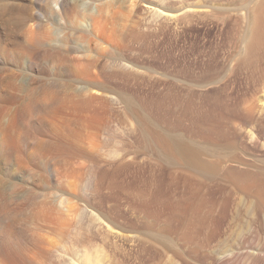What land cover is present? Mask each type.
<instances>
[{
  "label": "rangeland",
  "instance_id": "1",
  "mask_svg": "<svg viewBox=\"0 0 264 264\" xmlns=\"http://www.w3.org/2000/svg\"><path fill=\"white\" fill-rule=\"evenodd\" d=\"M114 1L113 11L115 8L117 10L112 12L108 24L103 20L107 26L113 23L114 26L110 24L113 28L109 26V32L107 27L103 30L106 26L104 24L102 28L101 25L98 28L105 34L101 36L99 33L103 32L98 31L101 37L104 35L105 45L99 35V41L96 42L98 45L93 43L100 52L103 49L100 50V46L105 47L110 41L109 47L113 45L114 55L109 47H105L106 54L111 53V56L119 57L120 60L118 62L114 58L116 66L112 65L114 70L117 67L113 70L114 73L118 70L120 74H114L116 79L113 78L116 81L113 82L114 85L119 83L114 94L118 101L115 103L113 100L115 104L112 103V124L107 119L105 123L108 126L103 124L100 126L102 130L88 129L89 126L95 128L91 125L82 130L84 121L79 126L78 122H73L77 127L76 124L73 127L71 122L64 124L68 122L66 117L69 116V109L57 113L61 119L65 117L62 120L66 119L61 126L56 124H61L62 121L56 120V114L46 113V120V114H40L36 109L37 105L34 107L30 102L32 95L26 94L27 85L36 83L33 94L42 96L55 83L67 89L75 82L72 85V80L65 77L69 80L66 81L62 75L60 76L64 80L48 79L49 77L38 72L34 76V73L28 71L29 53L22 55V58H15L16 61L14 59L9 62L5 56L0 58V96L4 99L0 97L3 100V106L0 100V129L4 130H0V175L7 178H0V221L10 219L13 225L16 224L15 236L7 233L0 235V264H264V203L255 195L257 188L262 187L264 190V174L260 172L264 168V26L258 48L251 53L250 60H245L249 14L260 0H131L138 2L136 6L132 5L134 8L130 5L134 10L129 17L125 14H130L128 5L131 2L120 4L118 0ZM99 3L101 1L97 2ZM55 5L54 3L57 8ZM121 5L129 7L126 8V13L125 7ZM158 8L161 12H154ZM119 9L121 12L117 14ZM258 12L264 21V9ZM113 14L117 16L113 17ZM111 18L116 19L115 23L111 22ZM38 46L36 45V52L40 53L44 46L41 45L40 49ZM122 55L124 56L120 57ZM107 57H102L103 65L107 60L106 66L109 65ZM121 58L126 59L127 68L122 65ZM14 65L25 66L16 69ZM130 72L128 79L131 81L126 79V74ZM122 78L126 81H122ZM17 84L20 86L18 88H26L22 89L24 93L18 89L19 96L11 91L17 90L12 89ZM40 86H43L42 89ZM22 93L29 100H22L25 99ZM123 94H129L127 97L134 100V109L148 113L155 121L153 124L157 123L156 126L171 132H183L191 142L203 143L205 139L202 132H209L213 126L216 127L217 137L223 135L224 131L232 139L238 137L234 142L239 145L237 153L243 163L229 161L224 166L235 167L250 174L239 183L231 182L221 173L210 180L195 177L179 165L161 160L152 143L143 139L141 126L139 127L132 112L126 111ZM18 98L22 100L21 104L16 101ZM5 99L10 100L6 102ZM11 100L18 102L17 110ZM102 101L107 104L104 99ZM8 102L12 103L13 108L9 106L11 103L9 107L5 105ZM100 105L97 106L102 111L104 105ZM24 107L31 110V120L37 117L30 121V129L32 125V130L35 129L36 119L46 121V124L42 122L43 127L38 126L40 132L36 129L40 137L36 138L34 130L32 132H35V138L32 134L30 138L28 131L23 129L20 111ZM10 108L14 110L11 111ZM106 108L107 105L102 108L104 115ZM227 112L235 113L233 115L237 114L239 118L231 115L228 119L230 121H227L223 117V114L229 115ZM7 113L12 118L7 116L8 124ZM104 115L100 112V116L105 119ZM48 117L52 124L55 119L54 125L63 128L53 129L52 124H49L52 127L50 130L47 127L50 123ZM86 124L88 123L85 122ZM44 125H47L48 131L57 130L60 134L59 131L65 130L67 135H62L63 131L60 135L57 132L52 135L49 131V138L55 142L50 143V147L47 144L50 139L44 142L48 138ZM64 125H70L71 128L67 126L64 129ZM78 127L80 128L77 129ZM105 127L111 130L108 131ZM71 130L75 133L78 131L76 134L79 139L75 138L77 135L73 136L74 132ZM69 133H72L71 138ZM80 134L85 136L81 137ZM87 134H90L89 137ZM23 135H27L26 139H23ZM61 135L63 138L66 135L69 140L62 137L59 139ZM38 140L41 145L47 142L42 146L47 150L43 152L41 148L37 152L42 153L40 155L43 157L45 155L44 158L33 151ZM65 140L69 143L67 145L72 143V147L68 146L72 149L66 144L65 147L62 142L66 143ZM34 141L37 142L34 144ZM57 142L60 145L62 143L61 146L56 145L60 148L55 147ZM38 144L37 147L40 148ZM73 144L79 147L76 149L79 154H74ZM61 147L63 150L68 148L65 150L69 151L60 150ZM5 155H10L6 162L8 167L4 166ZM17 156H21L23 162ZM89 157L96 160L89 161ZM213 160L224 169L219 160ZM90 162L96 165L92 166ZM5 171L8 172L5 176L14 179L17 177V180L12 178L13 182L3 176ZM25 177H28L27 181ZM31 177L33 178L29 181ZM34 211L36 220L30 217Z\"/></svg>",
  "mask_w": 264,
  "mask_h": 264
},
{
  "label": "bare ground",
  "instance_id": "2",
  "mask_svg": "<svg viewBox=\"0 0 264 264\" xmlns=\"http://www.w3.org/2000/svg\"><path fill=\"white\" fill-rule=\"evenodd\" d=\"M100 1H101V3L97 4V2H100ZM113 1L114 0H106V1H104V0H0V58H2V57L4 58V56H5L7 58V60H9V62H10V61H14V59L17 58V57L19 58L22 55H24V54L27 55L29 53V55H31V56H29V58L27 59L28 71L30 70L32 72L31 74L34 73L33 74L34 76H35V72H38L39 74H41L43 76L49 77L48 79H50V78L60 79L61 78L60 75H62V76H64V78L67 77V78H69L70 81L72 80V85L75 82V84L73 86H71V87H69L67 89H66L65 86H64L65 87V89H64V87L62 88L61 84L55 83L53 87L51 86V87H49L47 89L45 88L46 91L43 93V95L45 94L44 96L43 95L42 96H39V95H36L35 93L33 94L34 88L36 89V87H35V84L36 83H34V82L31 83V81H30L31 84H28L27 87H26L27 88V93L26 94L28 96L32 95V99H31L30 102H32V104L35 105L34 107H36V105H37V108L36 109H38V112L40 114L41 113H42V115L43 114H46V113L53 114V115L56 114V115H54V117L57 118L56 120H60L61 119V116L60 115L62 114V117H63V113L59 114L60 117H58L57 113H60L61 111L62 112H66L67 109L70 110L69 112L72 113V114L68 113L69 116L66 117V118H68L67 121L69 123L68 122H65L66 119L65 120H62L65 117H63L61 119L62 120L61 121V124L56 123L54 121L55 119L53 118L54 119L53 122L56 123V124H58L59 126H61L62 123H64V122H65L64 124H70V122H71L72 125H73V127H75L74 124H76V123L73 124V122H78V126H79V124L81 125V123L84 121V125H85V122L88 123V124H86L85 127L82 124L83 125V126L81 125V127L83 128V129L81 128L82 130H84V128L86 129V127H88L89 125H91L92 127L94 126L95 128H90V126H89L88 129H93V130H100L101 129L102 130V127H100V126H103V124H106L105 126H108V124L105 123L107 119L109 120V121L107 120V122L110 125L112 124L110 122L113 119V118L110 119L111 118V115L113 114L112 113V111H113L112 103H114L113 100H115V103H116V100L118 101V97L117 96L114 97L115 96L114 94H115L116 85L119 84V83L116 84V85L113 84V82L115 81V80H113V78H115V76L118 75L119 72L117 70L116 72H118V73H116V72L114 73V71L117 69V67L114 70V68L112 69V67H114L112 65H115V63H113V62H115V59H117V61H118L119 60L118 59L119 57L116 58L115 56H111L112 54L114 55V53L112 52L113 51L112 50L113 45H112L111 48L109 47L110 46L109 45L110 41H108L109 43L105 47H107V49L109 47V51L112 54L109 51H107V52H108V54L110 53L111 55L110 54L109 55L106 54V52H105L106 51V48L104 46H102V45H101L102 47L99 45L100 46V50H101V48H103L104 50L103 49L101 50L102 53H101V51L99 52V50L97 49L98 48V46H97L98 43H96V42L99 41V40H97L98 39V35L100 34L102 36V34H104V32L102 31V29L101 30L98 29L99 28V25H101L100 27L102 28V24H104V25L108 24L107 21L111 17L112 12L115 13V9L116 8L113 11V8L115 6V1L114 2ZM118 1L120 2V4H124L127 1H130L131 3L128 5L129 7H130V5L131 6L132 5L133 6H136V3L138 2V1L137 2H133L131 0H118ZM54 3L56 4L55 6H58L57 8L54 7ZM121 6L123 7V5H121ZM124 7H125V10L126 11L123 9ZM124 7L122 8V11L124 10V12L126 13L127 12V9L129 7H127L126 5ZM132 7H130V9H129L130 14L129 13L125 14L124 12H122V13L125 14V15H128V17H129L131 15V12H133L132 10H134V9H132ZM158 9L160 10V8H158ZM158 9L154 10V12L156 11V12L160 13L161 10L159 11ZM262 9H264V0L258 1L257 3H255V5L253 6V8H251V12L249 14V29H248V34L246 35V38H245L246 39L245 60H250L251 53L252 52L254 53V50L256 48H258L257 46L259 44V41L261 40L260 39V34H261L262 30H263L264 21L262 19L261 13H259L258 11L261 10V12H262ZM119 10L120 11H118L117 14H119V12H121V9H119ZM152 10H153V8H152ZM122 13H120V15ZM117 14H113V17H114V15L117 16ZM153 14H155V13H153ZM126 18H127V16H126ZM111 19H113V21L111 20V22H114L115 23V20L116 19H114V18H111ZM103 20L106 21V24H105V22L103 23ZM100 21L102 23H100ZM110 24L113 25V23H109V26H110ZM109 26H107V25L104 26L103 27V30H104L105 27L108 28ZM111 27L112 26H110L109 28H111ZM107 28H106L107 32L111 31V29L109 30V28L108 29ZM98 31L99 32L102 31L103 33H99L98 34ZM104 35H103V37H104ZM101 36L99 38L100 39L102 38L104 40V38L101 37ZM102 42H103V45H105V43H104L105 40L102 41ZM93 43L94 44L96 43L97 45L94 46ZM39 44L43 45L44 47H43V50L41 49L42 51L40 53L39 52L37 53L36 52V48H37L36 45L38 46ZM112 44H113V42H112ZM41 45H39L38 48ZM92 46H94V47H92ZM95 47H97V48L95 49ZM104 52H105V54H104ZM103 56H106V57L108 56L106 58V59L109 60V65L108 66L105 65V63H106L107 60L104 61L105 63L103 65V63H102V61H103L102 60V57ZM123 56L124 55H122L120 57H123ZM125 58H124L125 61L121 58L124 62L122 60L121 61H122V65L125 68H127L128 65H127V62H126V59ZM15 61H16V59H15ZM20 61L22 62L23 60L21 59ZM118 62H120V60ZM23 63H25V62H23ZM14 66H11V68L14 67ZM22 66L24 68L25 65H22ZM123 66L120 69H122ZM19 67H16V69L19 68ZM15 70L13 69L14 72H16ZM22 71L23 70H21V72ZM1 72H3V71H1ZM19 73H20V71H19ZM114 74H116V75L114 76ZM41 75H39V76H41ZM123 75H124V73H123ZM129 75H131V72L128 73V74H126V79L130 78ZM10 77H11V75H10ZM29 77H30V75H29ZM29 77H27V78H29ZM36 77L38 78V76H36ZM30 78H32V76ZM64 78H61V80L62 79L64 80ZM67 78H65V80L66 81H69ZM128 80L131 81V79H128ZM28 81L29 80H27V83H29ZM44 81H43V84H44ZM122 81H124V79ZM39 82H40V80H39ZM10 84H12V82ZM19 84H21V83H19ZM19 84H17L18 85L17 87H12V85H14V84L11 85L12 89L13 88L14 89L17 88V90H11V91L17 93L18 96H19L18 89L23 92L22 89L24 88V87L22 88V86H21V88H18V87H20ZM38 84L40 85V83H38ZM124 84H127V83H124ZM4 85H3V87L5 88ZM9 86H8V88L11 89V87H9ZM23 86H26V85H23ZM42 87H41V89H42ZM117 87H119V86H117ZM26 88H24V89H26ZM8 91H10V90H8ZM39 91H38V93H39ZM6 92H7V90H6ZM116 93H119V92H116ZM124 93L127 94L126 92H124ZM0 94H1V92H0ZM17 94H16V97H18ZM50 94H52V95L50 96ZM119 94H121V93H119ZM125 94H123V95H125ZM5 95L7 96L8 94H4V96ZM123 95H122V97H123ZM8 96H10V95H8ZM13 96H14V94H13ZM22 96L23 97L25 96V99L24 98L22 99ZM22 96H21V99L25 101L26 100V95L23 94ZM127 96L125 95V97H124V101L126 103L125 106L127 105V107H126L127 110H126V108H124V109L126 111L130 110L132 112V114L135 117L136 121L139 123V127L141 126V130H142L141 133L143 134V137H144L143 139L146 140V141H148L149 144L152 143V146H153L154 151L159 156V158H161V160L166 161L168 163H175V164L179 165L180 167H182L184 170L190 171V173L194 174L195 177L196 176L197 177H205V178H208L210 180L213 179V178H215V177H217L218 174H220V173H221V175H223L224 177L228 178L231 182H234V183H239L242 180H244L245 177H247V174L249 172L248 173H245V172L239 171L235 167H231V166L225 167L224 166V164L226 162H229V161L230 162H234V163H238V164L243 163V160L239 157V155L237 153V149H238L237 146H239V145H237V142H234L235 139H237L238 137H236L235 139H232L229 136V133L227 131L226 132L224 131L223 135H221V136L218 135L219 137H217V135L215 134L216 127H214V126L212 127L211 126L212 128H210V131L209 132L208 131L207 132H202V133H204V136H203V134H202V136L205 139L203 143H200V142H197V143L196 142H191V141H189L187 139L186 135L183 132H171V131H168V130L163 129L160 126H156L157 123L153 124V122H155V121L152 120L151 116H149L148 113H146L144 111L135 110L134 109V100L131 99L130 97H127ZM0 97L2 98V95ZM8 98H10V97H8ZM2 99H0L1 100V106H3L2 105V101L4 100V99L3 100ZM18 99H16V101L20 102V104H21V101L22 100H20V98H18ZM101 99L102 100L104 99V101H106L107 104H104V102ZM7 100L9 101L10 99H7ZM7 100H6V102H7ZM14 100H11V101H12V103H14V106H16V103H18V102L15 103ZM27 100H29V99H27ZM43 100H45L46 102H41ZM4 102H3V104H4ZM99 102L100 103L102 102V105H100ZM122 102H123V100H122ZM10 103L11 102H8V104L5 103V105L8 106ZM12 103L9 105L10 107H11ZM97 105H100V106H103L104 105L103 107H105V105H107L106 111L104 110L105 111V115L102 112L103 111V109H102L103 107L101 108L102 111H100L98 109V106ZM100 106H99V108H100ZM17 107H18V105L16 106V110H17ZM11 108H13V107H11ZM11 108H10V110H11ZM28 108H31V107H28ZM13 110L14 109H12L11 111H13ZM29 112H31V110L29 111L25 107L23 109H21V111H20L21 119L20 118L19 119L21 120V123L23 125V129L26 132L28 131V133H30V134L27 133L28 137H29V135L32 134L33 135V138H35L34 135H36V134H34L35 132H32V131H34V130L36 131V129H39L38 126H40L42 124V122H45V124H46V121L45 120L41 121V118L36 119L35 122H34L35 123V126H34L35 129L32 130L33 125H32V127L30 129L29 128L30 127L29 126L30 121H33L37 117H35L34 119L32 118V120H31V117H30V113ZM100 112L102 113V115H104L106 117L105 119H104L103 116H100ZM15 113H16V111H15ZM227 113H229V112H227ZM48 114H46V116H45V119L46 120H47L46 117L48 116ZM233 114H235V113H231L230 112L229 115L227 114L228 117H227V115L225 116L223 114V117L224 118H227V121H230L228 119H230V116L233 115ZM7 116L9 117L8 113L6 114L7 124H8L9 121H8V117ZM33 116H35V115H33ZM39 116L41 117V115H39ZM70 116H72V117H70ZM233 116H235V115H233ZM237 116L238 115L236 114L235 117H237ZM50 117H48V118L50 119ZM9 118H11V116ZM238 118L239 117H237V119ZM232 119H234V118H232ZM48 121H50V123H48ZM48 121H47L48 126L47 125L46 126L47 127H50L49 124H52L51 123L52 120L50 119ZM232 121H234V120H232ZM113 122H114V120H113ZM54 123L52 124L53 129L59 128V130H60V129L63 128V126L61 128V127L56 126V124L54 125ZM216 124L214 123V125H216ZM110 125H109V128H110ZM41 126L43 127V125H41ZM46 126L44 125V127L47 130L45 128H44V130L45 131H48V128ZM67 126L69 127V129L71 128L70 125H64V129H67L68 128ZM217 126H218V124H217ZM224 126H226V125H224ZM76 127H77V124H76ZM51 128L52 127H50V130H51ZM79 128L80 127H78L77 129H79ZM105 129H107V127H105ZM0 130H2V129H0ZM44 130L42 129V131H43L42 133L45 132ZM73 130H71V132ZM110 130H108V131H110ZM3 131L4 130H2V132ZM49 131L46 132V134L48 133L50 135ZM62 131H59L60 134H61ZM64 131L62 132V135H63V133L66 134ZM37 132L38 131H36V133ZM39 132H40V129H39ZM50 132H52L53 133L52 135H54L57 132V130H56V132H55V130L54 131L52 130ZM77 132L78 131H76V133ZM87 132H89V131H87ZM95 132H97V131H95ZM7 133L9 134L10 131L9 132L7 131ZM38 133L36 135V138H37V136L40 135ZM76 133L74 132V135L73 136H75V135L78 134V133L77 134ZM93 133H94V131H93ZM24 134H26V133H24ZM60 134L58 133L57 135H60ZM5 135L6 134H4L3 136H5ZM27 135H23V136H25V138H23V139H26V136ZM32 135H31L30 138H32ZM47 135H46V137H47ZM49 135H48V138H46V139L43 138L42 136L41 137H42V139H45L44 142L47 139H50L51 140V141L47 140V142L49 141L48 143L46 142L48 145L50 143L54 144L55 142L54 143L52 142L54 140H52L51 138H49V137H51ZM62 135L59 136V139H61L60 137H62ZM66 135H65L64 138L63 137L62 138L63 139H66L67 138ZM69 135H70L69 138H71L72 133H69ZM81 135L82 134H80V136ZM89 135L87 137H89ZM99 135H100V133H99ZM8 136H10V138H11V135H8ZM84 136H81V137H84ZM13 137H16V136H13ZM20 137H22V136H20ZM78 137H79V135H77V137H75V138H78ZM90 137H92V136H90ZM95 137H97V136H95ZM5 138H7V136H5ZM2 139H3V137H2ZM83 139L84 138H82V140ZM88 139H90V138H88ZM94 139H96V138H94ZM94 139H93V142H94ZM4 140L7 141V139H4ZM39 140H41V138ZM39 140H38V143H39ZM86 141H87V139H86ZM89 141H90L89 143H92V145H93V142L91 140H89ZM35 142H37V141H34V144H35ZM62 142H63L64 145L65 144L67 145V143H68V142H66V140H65L66 143H64V141H62ZM97 142H98V140H97ZM2 143H4V142H2ZM38 143H36V148H38V150L35 148V150H33V151H36L35 153L38 154L39 156H41L40 154H42V153H37V152L39 150H41L42 146L43 145L45 146L46 143L43 144V145H41L42 143H39L40 145ZM22 144H23V142H22ZM37 144L39 146H41V147L40 148L37 147ZM17 145H19V144H17ZM56 145L57 146L60 145V144H58V142L55 144V147L56 148H60V147H57ZM61 145H62V143H61ZM66 145H65V147H66ZM10 146H11V144H10ZM49 146L51 147V145H49ZM68 146H71L72 147V143H70V145H67V147ZM94 146H95V144H94ZM94 146H92V147H94ZM97 146L100 148V146H99L98 143H97ZM2 147L5 148L4 146H2ZM62 147H61L60 150H63ZM71 147H68V148L70 149ZM74 147L75 146L73 144V149L75 150V151L73 150L75 152L74 154H76V153L79 154L78 152H76L77 151L76 149H79V147L77 148V145H76L75 148ZM92 147H91V149H92ZM45 148H42L43 149V152L45 150H47ZM53 148H54V146H53ZM53 148H52V150L54 151ZM56 148H55V150H56ZM68 148H65V149H68ZM84 148H86V147H84ZM95 148H96V146H95ZM99 148H96V149H99ZM83 150H85V149H83ZM56 151H57L56 153H58V150H56ZM68 151H66V152H68ZM99 151H100V149H99ZM20 152H21V150H20ZM49 152H50V150H49ZM49 152L47 151L46 153H49ZM60 152L61 151H59V153ZM81 152H83V151H81ZM46 153H43V154H46ZM46 155L49 157L48 154H46ZM58 155H60V154H58ZM8 156H10V155H5L4 166H7V163L6 162L8 160ZM91 156H92V154H91ZM17 157L20 158V159H22L21 156L20 157L17 156ZM41 157H43V155ZM44 157H45V155H44ZM68 157H69V155H68ZM85 158H86V156H85ZM210 158H212V159H210ZM213 158H216L217 160H219V162H221V164H223V166H224L223 167L224 168L223 170H222L220 164L214 162ZM56 159H58V158H56ZM62 159H64V158H62ZM16 160H17V158H16ZM88 160L89 161H92V160H96V159L95 158L94 159H90V157H89ZM20 162H23V159H22V161L20 160ZM53 162L56 164V161H53ZM76 162H77V160H76ZM5 163H6V165H5ZM24 163H25V161H24ZM24 163H22V164H24ZM64 163H65V161H64ZM71 163H72V161H71ZM86 163H88V162H86ZM90 163L92 164L93 162H90ZM95 163H97V162H95ZM98 163H100V162H98ZM93 165L94 164H92V166ZM58 166H59V164H58ZM20 167L21 166H19V168ZM81 167H82V165H81ZM19 168H17V169L19 170ZM60 168H61V166H60ZM79 168H80V166H79ZM85 168L86 167H84V169ZM17 169H15V170H17ZM28 170H29V168H28ZM2 171L4 172V169ZM38 171H39V169H38ZM69 171L72 172L71 170H69ZM62 172H63V170H62ZM81 172H82V169H81ZM81 172H80V175H82ZM260 172H261V174H264V168H262V170ZM7 173L8 172H6L5 174L3 173L4 174L3 176H5ZM68 174H69V172H68ZM71 174H69V176L73 177V175H71ZM44 175H45V173H44ZM74 175H75V173H74ZM29 176H31V175H29ZM5 177H8V176H5ZM0 178L1 179H7V178H2V176ZM8 178H10V180H12L13 182H15L14 180H17V177L15 179H14V177H8ZM32 178L33 177H31V179H29V181L32 180ZM27 180H28V177L26 178V181ZM93 184H91V185H93ZM246 188H245V190H246ZM256 191H257L256 194H255L256 197L263 204L264 203V190H263V188L262 187L261 188H257ZM50 205L52 206V204H50ZM30 215L31 214H29V216ZM30 217L32 218V220H36L37 219L36 218L37 217L36 212L33 213ZM14 225H16V224H14ZM14 225L11 223L10 219L9 220L8 219H3L2 221H0V235L3 234V233H7L8 235L13 236V234H14ZM15 228H17V227L15 226ZM15 234H14V236H15ZM4 235H6V234H4ZM8 237H7V239H8ZM15 239H16V237H15Z\"/></svg>",
  "mask_w": 264,
  "mask_h": 264
}]
</instances>
